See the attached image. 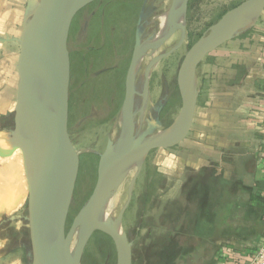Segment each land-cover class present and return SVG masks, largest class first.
Instances as JSON below:
<instances>
[{
    "label": "water",
    "instance_id": "1",
    "mask_svg": "<svg viewBox=\"0 0 264 264\" xmlns=\"http://www.w3.org/2000/svg\"><path fill=\"white\" fill-rule=\"evenodd\" d=\"M92 1L39 0L28 12L22 35L15 39L20 45V54L13 139L8 147L0 148V152L20 150L23 156L28 185L31 264H81L86 245L95 231L113 240L118 264H133V242L121 230L124 214L132 200V189L114 221L102 219L101 210L106 207L131 164L141 160L142 165L151 151L175 147L187 137L197 104L198 66L209 53L233 39L264 13V0H243L208 27L190 47L179 66L177 84L181 108L176 120L163 131L149 136L146 132L136 133L134 96L137 93L135 75L140 64L139 56L142 53L144 56L149 50H157L177 30H181L179 42L168 51L153 56L148 64L145 73L146 96L152 68L185 43L187 31L184 23L183 26H172L164 35L151 40L142 41L139 34L136 36L121 111L126 116L125 127L122 125L118 140H110L100 154L95 187L67 229L80 169V156L69 131V36L76 14ZM177 1L172 0L168 11L172 19L178 16ZM188 1L182 0L185 20ZM37 80L42 84L43 93L34 89ZM124 136L126 142L120 146L119 141ZM141 165L132 179V187ZM80 226L85 227L82 236L78 233ZM76 233L77 242L73 247Z\"/></svg>",
    "mask_w": 264,
    "mask_h": 264
},
{
    "label": "crops",
    "instance_id": "2",
    "mask_svg": "<svg viewBox=\"0 0 264 264\" xmlns=\"http://www.w3.org/2000/svg\"><path fill=\"white\" fill-rule=\"evenodd\" d=\"M38 1L0 0L2 149L11 144L1 141V137L14 123L17 103L20 45L15 39L22 35L28 12ZM196 88L197 104L189 134L168 153L165 148L157 149L162 151L151 156V172L147 171L141 180L142 203L138 204L144 203V207H138L129 220H137L138 216L134 231L145 246L169 231L162 218L168 209L200 210L206 195L207 201H215L219 212V187L224 194L227 177H235L237 192L244 190L253 199L249 203L257 212L252 216L262 224L254 241L264 235V13L204 58L197 68ZM17 152H0V264L27 263L24 234L20 240L17 232L28 229L20 214L28 201V185L23 181L20 186L16 181ZM192 239L202 241L203 237L192 235ZM242 240H221L215 264H246L235 259L227 261L220 255L226 245L240 252L249 251L248 245L239 242ZM193 253L190 256L194 258L204 257L202 250Z\"/></svg>",
    "mask_w": 264,
    "mask_h": 264
},
{
    "label": "rangeland",
    "instance_id": "3",
    "mask_svg": "<svg viewBox=\"0 0 264 264\" xmlns=\"http://www.w3.org/2000/svg\"><path fill=\"white\" fill-rule=\"evenodd\" d=\"M241 1L243 0L188 1L185 20L186 31L188 33L187 41L173 54L163 58L157 64L153 75L154 86H156L155 91L157 90L156 94L161 93V96H164L166 91H169L170 95L173 96L174 102L172 101L170 113L166 114L163 125L157 126L158 123L157 125L155 124L156 126H153V123H150L149 128H139V134L146 132L148 136L154 135L174 123L181 108L177 72L184 56L210 25L219 20L226 10H229ZM171 5L172 0H96L75 17L69 37L71 56L69 131L73 144L80 156V169L69 212L67 229L71 227L75 216L88 200L95 187L100 154L104 151L110 140L115 142L118 140L122 130V99L118 98L117 94L113 91V88L117 86V75L113 74L114 69L111 68L112 66L115 67L117 62L114 61L115 59L112 62L109 59L104 62V57L100 58L99 62L93 59V55H97V53L94 54L92 47L100 45L98 41H91L88 36L93 25L91 21L92 13L95 9L98 12H103V16L108 20V29L110 30L114 27L113 32L109 36L111 39L110 45L106 49L108 54L110 53V55L113 54L114 56L116 52L121 53L124 51L123 47L126 46V57L130 56L134 49V35L137 36L139 34L142 41H147L154 39L159 34L160 16L168 12ZM124 11H128L127 15H123ZM98 16L95 15V17ZM181 33L180 29L177 30L157 50H149L140 62L139 68H144L150 56L159 55L176 45L180 40ZM105 67H110L109 71L95 78V71L98 72L101 68ZM119 87L121 86L119 85ZM110 98L111 100L114 99L115 102L112 103ZM114 105H116L115 108H112ZM158 105L157 103L153 109L157 110ZM166 108L169 109V105ZM151 116L154 118V115ZM13 129L14 123H12L9 129L10 131L1 137V141H12ZM170 149L165 148V151L168 153ZM16 151H18V155L16 154L18 158L16 157L15 159L16 169L18 170L16 181L21 186L23 181L25 184L27 183L24 175V162L21 159L22 153L20 150ZM159 151L162 150L155 149L144 158L140 173L136 176L133 187L131 186V182L136 175L138 165L125 172L127 174L120 181L110 198L111 201H107L108 205L106 204V206L108 207H105L109 214L108 218L114 221L127 202L130 190L132 189V200L124 214L121 230L133 242V264H143L145 262L149 264V262L153 261V259H149L152 251L150 250L152 242L147 243L145 246L143 241H138L137 239L135 231L139 223L138 216L137 220L129 219H131L132 214H136L135 210L138 207L141 206L140 209L143 210L144 203L138 204L142 203L139 199V189L140 185H142L141 180L147 175V171L151 172L149 164L151 156L157 152L159 153ZM219 188L218 203L220 207L215 217H219L220 224L218 228L216 227V234L219 236L220 241L232 242L234 240L233 242H238V240L244 238L245 240L239 242L243 245L252 246L255 243L256 234L262 229V224L252 216V214H255L254 212H257V209L250 206L249 202L253 201L251 195L244 190L237 192L239 186H237L235 177H227L224 194L221 193L222 186ZM213 201H207V196L205 195L202 199L203 207L201 206V209L204 210L208 207L210 211L213 208L216 209L214 207L215 201L214 203ZM20 214H22L25 220L24 227L29 229L27 203L23 205ZM222 222L224 226H222ZM21 226L19 223L18 227ZM28 229L25 232L18 230L17 234L20 240L24 234L27 256L26 264H31ZM245 230L252 231L249 233L245 232ZM76 242L77 233L74 237L73 247L76 245ZM81 264H118L117 251L113 240L108 235L95 231L86 245Z\"/></svg>",
    "mask_w": 264,
    "mask_h": 264
},
{
    "label": "flooded vegetation",
    "instance_id": "4",
    "mask_svg": "<svg viewBox=\"0 0 264 264\" xmlns=\"http://www.w3.org/2000/svg\"><path fill=\"white\" fill-rule=\"evenodd\" d=\"M95 1L96 0L92 1L91 3H89L88 5L83 7L76 14L75 17H77L84 9H86L87 6H90ZM128 11H124L123 15H127ZM103 14H104L103 12H98V10L96 11V9L93 11L92 16H91L92 17L91 21L93 22V25H92V28L90 27L91 30L89 31L88 36L90 37L91 41H98V44L100 45V46L97 45V46L92 47L94 54L97 53V55H93V59L95 61L99 62L100 58L104 57V62H106L107 59H109L110 62H112L113 59H115L114 61L117 62L115 64V67L114 66L111 67L112 69H114L113 74L117 75V82H116L117 86H115L113 88V91L117 94L118 98L122 99V106H121V111H122V107H123V103H124V99H125V95H126V90H127V85H126L127 74H128V70L130 67L132 57H133L134 49L136 46V35H134V49L132 50L130 56L128 55L125 57V51L127 49L126 46L123 47L124 51L121 53L116 52L114 56L112 53H111L112 55H110V53L108 54V51L106 49L110 45L111 39L109 38V36H110V33L113 32L114 27L113 28L111 27L112 29H110V30L108 29V25H107L108 20L103 16ZM95 15H99V16L95 17ZM74 20H75V18H74ZM74 20H73V23H74ZM92 22H91V24H92ZM73 23H72V25H73ZM187 38H188V33L186 34V41H187ZM105 42H106V45H105ZM104 45H105V47H103ZM92 50H90V51H92ZM102 51H103V53H102ZM115 56H116V58H115ZM144 56H143V58H144ZM143 58H142V60H143ZM152 58H153V56L149 57V59L146 62L143 69L138 67L137 71H136V75H135V89H136L137 93L134 96V111L136 113L135 122H136V133L137 134H138L139 128H144V127L149 128L148 126L150 125V123H153L152 124L153 126L155 124H158V123L159 124L157 126H159L160 124L163 125L165 118H166V114L170 113V110L172 107V101L174 102L173 96L170 95L169 91H166V94H164V96L163 95L161 96V93L156 94L157 90L155 91L156 86H154V76L153 75H154V70L157 68V64H159V62L161 60L152 68V70L149 74L148 91H147V95L146 96L144 95L145 94V83H146V76H145L146 74L145 73H146L147 66L151 62ZM109 69H110V67H105V68H101L100 71L97 70L98 72L95 71V73H94V76H96L95 78H98V76H102L104 73H107L109 71ZM119 85L121 87L118 88ZM110 100H111V98H110ZM111 102L114 103L115 100L112 99ZM157 103L159 104L157 106L158 109L155 110L153 108ZM167 105H169V109L166 108ZM115 106L116 105H114L112 108H115ZM151 115H154V118ZM146 117H147V119H146Z\"/></svg>",
    "mask_w": 264,
    "mask_h": 264
},
{
    "label": "trees",
    "instance_id": "5",
    "mask_svg": "<svg viewBox=\"0 0 264 264\" xmlns=\"http://www.w3.org/2000/svg\"><path fill=\"white\" fill-rule=\"evenodd\" d=\"M217 212L218 209L214 208L211 211L206 208L168 209L162 218L169 231L151 241L149 259L153 261L149 264H215L214 256L221 244L215 231L220 224L219 218H215ZM192 235L203 237L204 240L195 241ZM182 237L188 239L182 241ZM198 250H203V258L190 256Z\"/></svg>",
    "mask_w": 264,
    "mask_h": 264
},
{
    "label": "bare ground",
    "instance_id": "6",
    "mask_svg": "<svg viewBox=\"0 0 264 264\" xmlns=\"http://www.w3.org/2000/svg\"><path fill=\"white\" fill-rule=\"evenodd\" d=\"M179 10L178 12V16L176 19H172V17L170 16L169 12H166L164 14H162L160 16V31H159V34L157 35L158 37H161L162 35H164L172 26H183L184 23H185V9H184V6H182V0H178L177 1V6H176ZM168 11V10H167ZM254 16L251 19V21L253 20ZM152 41H149L148 43H150ZM143 54L142 53L140 56H139V63L143 57ZM38 93H43V87H42V84L41 82H39L38 80L35 82V88H34ZM122 115V118H121V121H122V125L123 127H125V124H126V116L125 114L121 113ZM125 136H124V139L122 141H119V145L120 146H123V144L125 143ZM140 166L141 165V160H138L136 162H134L133 164H131V166L126 170H130L131 168L135 167V166ZM111 201V199H110ZM109 202V201H108ZM108 205V204H107ZM108 207V206H106ZM109 217V214L107 213V210L106 208H103L101 210V218L102 219H107ZM85 232V227L84 226H80V228L78 229V233H79V236H82Z\"/></svg>",
    "mask_w": 264,
    "mask_h": 264
},
{
    "label": "built area",
    "instance_id": "7",
    "mask_svg": "<svg viewBox=\"0 0 264 264\" xmlns=\"http://www.w3.org/2000/svg\"><path fill=\"white\" fill-rule=\"evenodd\" d=\"M249 251L240 252L233 246H223L220 255L225 260L235 259L246 264H264V235L252 245Z\"/></svg>",
    "mask_w": 264,
    "mask_h": 264
}]
</instances>
